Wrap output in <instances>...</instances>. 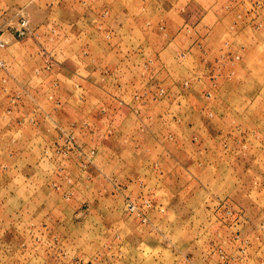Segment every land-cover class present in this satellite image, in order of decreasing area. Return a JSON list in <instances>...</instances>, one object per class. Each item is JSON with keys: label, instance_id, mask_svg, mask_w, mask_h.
Instances as JSON below:
<instances>
[{"label": "rangeland", "instance_id": "rangeland-1", "mask_svg": "<svg viewBox=\"0 0 264 264\" xmlns=\"http://www.w3.org/2000/svg\"><path fill=\"white\" fill-rule=\"evenodd\" d=\"M0 37V264H264V0H0Z\"/></svg>", "mask_w": 264, "mask_h": 264}, {"label": "crops", "instance_id": "crops-1", "mask_svg": "<svg viewBox=\"0 0 264 264\" xmlns=\"http://www.w3.org/2000/svg\"><path fill=\"white\" fill-rule=\"evenodd\" d=\"M198 31L200 32V34H203V32H202V29L199 27V29H198ZM197 32V31H196ZM180 36H184V35H182V34H178V37H180ZM174 38V37H173ZM172 38V39H173ZM177 37L175 36V38L174 39H176ZM184 38H185V40L187 41V37H186V35L184 36ZM173 41V40H172ZM189 42V41H188Z\"/></svg>", "mask_w": 264, "mask_h": 264}, {"label": "built area", "instance_id": "built-area-1", "mask_svg": "<svg viewBox=\"0 0 264 264\" xmlns=\"http://www.w3.org/2000/svg\"><path fill=\"white\" fill-rule=\"evenodd\" d=\"M5 47V43L3 42V40L0 37V49ZM132 210H134V208H132Z\"/></svg>", "mask_w": 264, "mask_h": 264}]
</instances>
